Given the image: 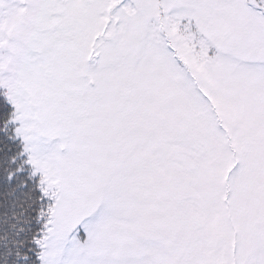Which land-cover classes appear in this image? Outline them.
<instances>
[{
	"label": "snow or ice",
	"instance_id": "obj_1",
	"mask_svg": "<svg viewBox=\"0 0 264 264\" xmlns=\"http://www.w3.org/2000/svg\"><path fill=\"white\" fill-rule=\"evenodd\" d=\"M0 264H264V0H0Z\"/></svg>",
	"mask_w": 264,
	"mask_h": 264
}]
</instances>
